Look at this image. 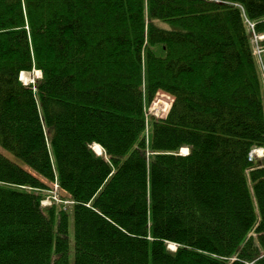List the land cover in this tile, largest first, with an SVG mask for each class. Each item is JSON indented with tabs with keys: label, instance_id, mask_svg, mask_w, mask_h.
<instances>
[{
	"label": "trees",
	"instance_id": "1",
	"mask_svg": "<svg viewBox=\"0 0 264 264\" xmlns=\"http://www.w3.org/2000/svg\"><path fill=\"white\" fill-rule=\"evenodd\" d=\"M260 34L264 0H0V264H264Z\"/></svg>",
	"mask_w": 264,
	"mask_h": 264
},
{
	"label": "rangeland",
	"instance_id": "2",
	"mask_svg": "<svg viewBox=\"0 0 264 264\" xmlns=\"http://www.w3.org/2000/svg\"><path fill=\"white\" fill-rule=\"evenodd\" d=\"M246 22L248 24V26L250 27V30H252V27H253V24L246 19ZM259 40H261L262 38H264V34H260L258 36H256ZM253 43L255 45V51H256V54L258 55V59L260 58L259 57V53H260V50H258V45L260 46V43L258 41V44L255 40V36L253 37ZM261 63V61H260ZM264 72V71H263ZM28 79H27V83H30L31 80H33V76L38 79L41 77V73L39 72V70H34V74H30L28 72H26ZM23 81V80H22ZM157 99H160L162 100L163 102L167 103V105L164 107V108H161V109H158V110H155V109H152L153 107H149L148 110H147V114H153L155 116H164L165 112L167 111L169 105L168 103L171 102V96L168 95L167 93H164V92H160L157 96ZM257 148L256 150H258L257 154H255V157L257 156L258 158H264V147H255ZM186 149L185 147H183L182 149H180V152H183V153H186L187 150L184 152L183 150ZM0 150L3 151V153H5L6 155L12 157V155L5 151L3 148L0 147ZM102 153V152H101ZM249 157V155H248ZM45 194V193H44ZM53 201H55L56 203H60L58 207L59 210H65V209H68L69 212L71 213V207L70 205L72 204V202L66 197L65 193L61 192L59 189L58 190H50L49 191V194L41 201L42 205L43 206H49L50 204L54 203ZM63 205V206H62ZM69 237H70V255H71V259L73 260V251H74V224H73V219L70 218V225H69ZM170 244H167V248L170 250V251H175L177 249V245L176 243H173V242H169Z\"/></svg>",
	"mask_w": 264,
	"mask_h": 264
},
{
	"label": "bare ground",
	"instance_id": "3",
	"mask_svg": "<svg viewBox=\"0 0 264 264\" xmlns=\"http://www.w3.org/2000/svg\"><path fill=\"white\" fill-rule=\"evenodd\" d=\"M39 72L41 73L40 70H39ZM20 76H21V75H20ZM27 79H28V77L24 76L23 80H24L25 83L27 82ZM20 80H22L21 77H20ZM24 82H23V83H24ZM257 147H258V146H257ZM93 148H94V150H95L97 153H101V152H102V149H101L100 145H98V144H94V145H93ZM253 149H257V148L254 147ZM253 149H252V150H253ZM252 150H251L250 153H249V157H248L249 160H253V158H257V156L255 157V156L253 155ZM183 151L185 152L186 149H184Z\"/></svg>",
	"mask_w": 264,
	"mask_h": 264
},
{
	"label": "built area",
	"instance_id": "4",
	"mask_svg": "<svg viewBox=\"0 0 264 264\" xmlns=\"http://www.w3.org/2000/svg\"><path fill=\"white\" fill-rule=\"evenodd\" d=\"M257 152H258V150H256V149L252 150V153H253L254 156H255V154H257Z\"/></svg>",
	"mask_w": 264,
	"mask_h": 264
}]
</instances>
